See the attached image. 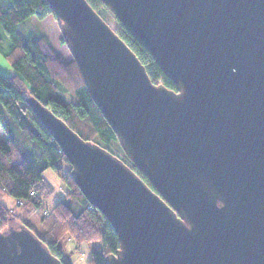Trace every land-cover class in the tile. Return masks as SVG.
Here are the masks:
<instances>
[{
  "label": "water",
  "instance_id": "95a60500",
  "mask_svg": "<svg viewBox=\"0 0 264 264\" xmlns=\"http://www.w3.org/2000/svg\"><path fill=\"white\" fill-rule=\"evenodd\" d=\"M128 158L27 103L119 249L108 264H264V0H100L176 90L153 83L87 0H45ZM0 264H62L29 229L0 231Z\"/></svg>",
  "mask_w": 264,
  "mask_h": 264
},
{
  "label": "trees",
  "instance_id": "16d2710c",
  "mask_svg": "<svg viewBox=\"0 0 264 264\" xmlns=\"http://www.w3.org/2000/svg\"><path fill=\"white\" fill-rule=\"evenodd\" d=\"M107 22L113 18L100 0H87ZM59 18L45 0H0V53L15 71L0 74V231L13 221L32 231L62 264H72L60 243L67 238L80 246L100 243L87 264H108L119 249V239L107 218L93 207L72 179L71 164L27 103L34 97L62 119L82 139L100 145L123 160L153 191L149 179L123 151L119 139L93 99L75 60L66 61L48 37L32 26H18L35 17ZM60 21V20H59ZM61 22V21H60ZM144 65L153 83L176 86L156 64L150 52L120 24L115 31ZM60 41L66 45L63 37ZM66 95L75 100L70 101ZM53 170L65 184V198L48 209L43 205L47 183L43 174ZM11 203L6 204V200ZM39 215L40 233L33 217Z\"/></svg>",
  "mask_w": 264,
  "mask_h": 264
},
{
  "label": "rangeland",
  "instance_id": "374dc122",
  "mask_svg": "<svg viewBox=\"0 0 264 264\" xmlns=\"http://www.w3.org/2000/svg\"><path fill=\"white\" fill-rule=\"evenodd\" d=\"M109 24L113 30L118 31L120 27V22L114 16L110 20ZM32 26L39 28V30H41V32H43L48 37V40L52 45V47L59 54H61L66 61H69L73 58L67 46L63 45L60 41V38L62 36V31H61V22L59 20H57L53 16H48L42 20L32 17L29 20H27L24 25L18 26V31L23 33L26 28ZM0 74L4 76H11L15 74V71L10 65V62L1 53H0ZM66 97L70 101L75 100L70 95H66ZM6 140L7 137L0 127V142H5ZM43 177L48 185L47 189L43 194V205L46 208L50 209L57 202L64 200L65 184L51 169L44 172ZM10 203H11V199H7L6 204L9 205ZM39 218H40L39 215H35L32 220L36 225L37 231L40 233L41 228L39 224ZM19 226L20 225L17 222L13 221L6 227V230L18 229ZM60 246L66 254L70 253L72 264H87V261L91 257L92 252L99 251L101 249V244L98 242L90 243V244L83 243L80 246H78L75 243V241H73V239L71 238L62 240Z\"/></svg>",
  "mask_w": 264,
  "mask_h": 264
}]
</instances>
